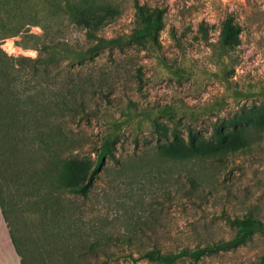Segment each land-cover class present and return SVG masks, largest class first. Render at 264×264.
I'll return each instance as SVG.
<instances>
[{"label": "rangeland", "instance_id": "1", "mask_svg": "<svg viewBox=\"0 0 264 264\" xmlns=\"http://www.w3.org/2000/svg\"><path fill=\"white\" fill-rule=\"evenodd\" d=\"M105 1L119 8L101 18V35L140 27L135 0L91 3ZM138 1L151 17L163 11L154 46L140 39L106 48L74 68L61 59L59 81L66 83L70 71L91 78L86 108L64 120L63 154L95 159L105 137L113 140L86 194L58 183L39 189L47 156L31 139L0 131V201L25 264H163L141 253L229 238L238 228L226 217L264 222V0ZM61 13L52 5L46 18L58 22ZM74 19L60 34L83 43ZM226 22L240 30L223 45ZM19 40L4 37L0 47L14 56L37 55ZM63 82L57 94L69 96ZM240 110L250 145L220 160L171 161L154 148L164 138L154 119L169 139L184 138L187 126L208 136L215 121L227 123ZM67 179L65 168L60 181ZM263 249L264 234L252 230L235 247L170 264H251Z\"/></svg>", "mask_w": 264, "mask_h": 264}, {"label": "trees", "instance_id": "2", "mask_svg": "<svg viewBox=\"0 0 264 264\" xmlns=\"http://www.w3.org/2000/svg\"><path fill=\"white\" fill-rule=\"evenodd\" d=\"M79 1L80 4L77 6ZM92 1L94 0H0V39L20 36L19 41L23 47L37 49V55L30 57L7 54L0 47V131L15 138L31 139L32 146L47 156L43 178L37 183L39 189L44 187L51 191L55 189L54 184L58 183L61 189L86 194L105 156L111 153L113 144L111 137L106 136L95 159L91 160L63 154L62 148L67 139L64 120L73 111L79 112L86 108L91 78L83 72L78 71L75 74L70 71L69 77L64 78L66 83L59 81L61 59H65L66 64L74 68L106 48L121 49L124 45L133 43L136 45L140 39L154 46L157 32L161 27L163 11L157 9L151 17L144 10V4L135 0L134 8L140 27H133L129 32L113 36H103L99 33L102 29L101 18L106 16L107 11L115 12L119 5L116 2L105 1L94 6ZM52 5H57L62 10L58 22L46 18ZM73 5L77 6L74 13L70 9ZM72 19L81 28L85 42H74L60 34L66 27L65 22L69 23ZM32 26L39 27L41 31H33ZM200 29L205 37L206 29L203 24L200 25ZM239 30L238 26L226 22L220 33L222 44L225 45L235 38ZM62 82L69 96L62 92L57 94V85ZM152 127L164 134L163 139L156 141L155 150L171 161L220 160L236 149L249 146L251 140L243 110L233 115L227 123L215 121L208 136L199 133L197 135L190 126H187L184 138L169 139L166 136L165 125L154 119ZM65 168L69 179L62 183L60 176ZM189 178L192 183L195 181L193 176ZM80 179L82 183L78 185ZM0 206L5 218L1 201ZM226 220L238 228L229 238L175 252L146 250L141 256L152 261H161L163 264L173 263L181 256L197 260L206 253L239 245L252 230L264 234V222L251 215L226 217ZM6 222L9 227L7 220ZM10 234L21 263L25 264L11 231ZM251 264H264V249L259 258Z\"/></svg>", "mask_w": 264, "mask_h": 264}, {"label": "crops", "instance_id": "3", "mask_svg": "<svg viewBox=\"0 0 264 264\" xmlns=\"http://www.w3.org/2000/svg\"><path fill=\"white\" fill-rule=\"evenodd\" d=\"M0 264H22L0 206Z\"/></svg>", "mask_w": 264, "mask_h": 264}, {"label": "bare ground", "instance_id": "4", "mask_svg": "<svg viewBox=\"0 0 264 264\" xmlns=\"http://www.w3.org/2000/svg\"><path fill=\"white\" fill-rule=\"evenodd\" d=\"M7 43V42H6Z\"/></svg>", "mask_w": 264, "mask_h": 264}]
</instances>
